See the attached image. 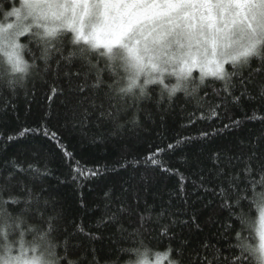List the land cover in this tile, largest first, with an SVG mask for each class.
<instances>
[{"label": "snow or ice", "instance_id": "snow-or-ice-1", "mask_svg": "<svg viewBox=\"0 0 264 264\" xmlns=\"http://www.w3.org/2000/svg\"><path fill=\"white\" fill-rule=\"evenodd\" d=\"M38 84L48 101L38 126L3 139L47 138L78 187L116 179L92 229L48 194L46 163L0 161V264H264V0H0V113L16 109L20 89L35 98ZM53 96L65 127L85 138L94 129L92 142L139 139L178 106L189 125L224 118L201 139L250 121L260 129L187 175L163 156L192 137L89 168L49 128ZM172 175L178 185L161 202L160 177Z\"/></svg>", "mask_w": 264, "mask_h": 264}, {"label": "trees", "instance_id": "trees-1", "mask_svg": "<svg viewBox=\"0 0 264 264\" xmlns=\"http://www.w3.org/2000/svg\"><path fill=\"white\" fill-rule=\"evenodd\" d=\"M28 87L31 88L30 83ZM46 92L47 86L38 84L35 89V98H33L26 95L24 89H20L15 100L16 109L0 113V161L5 158H14L21 164L46 163L53 173L52 176L43 180L44 186L49 189L48 194L62 206L69 221H74L77 224L83 223L86 228L94 229L96 221L103 212L102 190L106 185H110L115 181L114 174L109 173L106 179L87 181L82 187H78L70 178L68 165L56 150L54 144L47 138L26 135L14 138L11 141L3 139V137L9 135L16 137L24 127L34 128L38 126L40 117L48 105L45 97ZM178 95L182 96V94ZM62 99V97H52V115L47 117L48 126L53 131H58L61 134L63 143L67 145L69 152L74 154L75 160L89 168L105 165L111 168L121 161L122 155L125 153L143 158L150 149L156 146H164L168 142L174 143L178 138L192 137L193 139L190 142L184 143L174 152L163 156L170 167L178 168L187 175L198 166L206 169L211 168L210 155L214 149L229 143H235L237 139L250 136L260 129L258 122L250 121L241 129H234L231 132L226 130L219 136L201 139L200 133L202 131L211 132L213 129L220 128L221 120H224V118L222 117L221 120L211 123L197 120L189 125L185 113L178 106L163 124H145L147 130L140 134L139 139L125 140L121 143L115 138L109 141L98 138L95 142H92L94 129L89 131L85 138L81 131L71 124L65 127L66 110L61 103ZM229 115L239 116L240 112L232 110ZM36 149L41 150L38 159ZM183 157L188 158L191 162L190 166L181 163ZM178 181L179 178L175 175L160 177L156 194L161 202L167 200L168 193L177 187ZM81 193L88 206L87 209H81L80 207ZM251 211L258 217L259 214L256 212L255 206L252 207ZM69 227H71V224H69ZM145 243H148V241L146 240ZM124 246L131 247L133 244L126 241ZM151 246L155 247V245ZM154 257L152 256L150 259ZM125 259L135 260V253L128 254Z\"/></svg>", "mask_w": 264, "mask_h": 264}, {"label": "rangeland", "instance_id": "rangeland-1", "mask_svg": "<svg viewBox=\"0 0 264 264\" xmlns=\"http://www.w3.org/2000/svg\"><path fill=\"white\" fill-rule=\"evenodd\" d=\"M153 261L155 260V257L152 259ZM160 264H164V259L161 257Z\"/></svg>", "mask_w": 264, "mask_h": 264}]
</instances>
